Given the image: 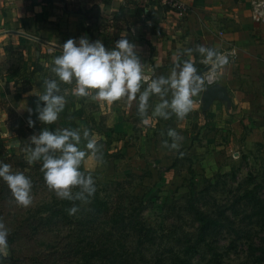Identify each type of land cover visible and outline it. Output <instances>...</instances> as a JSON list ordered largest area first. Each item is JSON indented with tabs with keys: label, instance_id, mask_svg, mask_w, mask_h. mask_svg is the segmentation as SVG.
Segmentation results:
<instances>
[{
	"label": "rangeland",
	"instance_id": "rangeland-1",
	"mask_svg": "<svg viewBox=\"0 0 264 264\" xmlns=\"http://www.w3.org/2000/svg\"><path fill=\"white\" fill-rule=\"evenodd\" d=\"M105 1L109 4L111 0ZM106 5L100 3V12L83 5L84 15L70 16L60 15L54 5L41 10L40 5L33 4L22 13L13 7L12 15L6 19H33L30 33L40 36V29H46L50 45L42 43L46 46L35 51L28 46L25 55L14 50L19 46L15 42L5 45L9 63L0 71V157L19 156L29 165L38 164L42 156L31 164L28 162L31 150L36 147L34 137L38 138L44 131L57 135L64 130L77 132L79 143L71 138L69 143L86 153L78 170L84 177L92 176L99 195L112 209L118 212L129 209L133 215H139L145 227L142 235L146 232L149 242L136 252L139 264H159L181 247L179 245L194 243L198 233L195 214L216 219L221 226L210 232L190 264H217L209 247L218 254V264H264V256L260 253L264 249L263 73H246L244 65L240 68L236 64L235 82L230 85L222 79L228 81L233 71L228 76L222 72L218 85L226 88L229 101H215L204 109L203 102H198L201 100L199 94L193 97V108L183 120L177 119L170 107L161 110L168 114L167 119L157 112L158 106L166 101L164 90L161 88L160 93L154 94L150 85L171 77L165 72L168 67L163 65L148 83L141 81L135 99L125 95L108 104L93 99L95 90H89L86 97H78L75 78L71 84L60 81L53 71L54 59L63 54L61 49L69 39L77 46L83 38L89 44L99 41L106 51H113L109 44H104L103 37L113 39L126 32L114 22H105L112 19L118 9L115 7L112 12L110 6L104 7ZM97 16H100L98 21L105 24L102 29L109 26L104 32L95 25ZM158 22L157 19H143L142 28L137 32L144 36L153 28L159 32ZM251 35L256 45H264L260 31H251ZM143 40L148 41L144 37ZM246 40H242L240 46L245 47ZM235 44L226 41L214 52L230 45L238 50L240 46ZM54 45L60 49L48 53L47 47ZM199 47L213 51L214 43L211 39L203 43L195 40L193 46L182 52L186 57L183 61H188L192 53L193 61L188 63H192L198 73L202 69L201 60L205 59ZM144 49L148 58L155 54L153 46L150 49L144 43ZM235 63L237 59L232 66ZM53 81L58 90L52 95L62 97L64 105L57 120L48 124L39 119L40 110L46 106L41 97L46 93L47 83ZM145 90L149 91V96L145 109L141 110L140 96ZM29 120L33 122L31 127ZM169 130H175L182 137L178 150L164 147L165 141L169 145L173 142ZM90 140L98 146L95 159L86 147ZM50 151L58 158L62 155L60 151ZM39 201L32 197L31 205ZM15 206L0 200V215H4L0 221L7 229L11 226L8 214L14 213ZM19 209L25 214L24 209ZM103 228L107 231L109 226ZM66 233L67 230L63 231L57 242V256L45 258L42 252L56 245L50 237L30 246L23 240L17 241L12 245L14 254L22 258L21 264H46L42 259L50 261L47 264H82L84 259H69L66 254L69 252L72 256L70 248L61 249L69 246ZM135 239L131 236L130 250L137 248ZM10 249L8 246L7 252L0 256H10ZM58 254L68 260L60 262Z\"/></svg>",
	"mask_w": 264,
	"mask_h": 264
},
{
	"label": "clouds",
	"instance_id": "clouds-1",
	"mask_svg": "<svg viewBox=\"0 0 264 264\" xmlns=\"http://www.w3.org/2000/svg\"><path fill=\"white\" fill-rule=\"evenodd\" d=\"M132 47L127 40L122 39L117 42V50L108 52L99 41L89 44L88 40L83 38L77 46L73 39H69L63 44V54L54 59L56 67L53 71L65 84H71L75 78L77 84L75 95L78 97H86L90 94L89 90H95L93 99L108 104L120 100L125 95L129 99H135L143 77L141 65L133 55ZM199 50L207 61L215 63L217 67L227 63L226 57L214 51L204 47H199ZM164 83L167 81L163 78L153 81L150 85L151 92L160 93L161 85ZM205 83L206 78L197 72L195 66L185 62L178 78L173 73L171 87L175 89V92L171 104L165 101L158 106L157 112L167 119L168 114L161 110L170 107L177 119L183 120L193 108V97L204 90ZM54 90H58L55 81L47 83L46 93L41 97L46 102V106L40 110L39 119L48 124L57 120L58 112L64 105L62 97L52 95ZM148 96V90L140 96L141 110L145 109ZM32 123L31 120L28 121L30 127ZM84 135L87 137L88 132L86 131ZM168 135L173 142L169 145L165 141L164 147L178 150L180 147L178 141H181L182 137L175 130H169ZM70 138L79 143L80 136L77 132L64 130L59 135L48 131L42 132L38 138H33L36 147L31 150L28 162L31 164L43 155L44 163L41 170L48 189L61 200H79L87 204L96 192L95 181L91 175L84 177L78 170L86 153L80 151L75 144L69 143ZM86 147L95 159L98 151L97 143L90 140ZM50 150L60 151L62 155L59 158H53L47 155ZM0 178L7 183L17 205L22 207L31 205V182L24 174L19 172L12 174L11 166L5 163L0 165ZM74 187L81 189L75 196L72 194ZM78 211L79 208L74 205L68 209V214L75 215ZM8 235V229L0 221V253L7 252Z\"/></svg>",
	"mask_w": 264,
	"mask_h": 264
},
{
	"label": "trees",
	"instance_id": "trees-1",
	"mask_svg": "<svg viewBox=\"0 0 264 264\" xmlns=\"http://www.w3.org/2000/svg\"><path fill=\"white\" fill-rule=\"evenodd\" d=\"M25 7H32V0H21ZM41 3L52 8L54 3L61 5L60 10L63 14H82L86 13L83 5H90L91 9L96 8L99 11L100 3L107 4L105 0H41ZM97 4V5H96ZM96 5V6H95ZM95 6V7H94ZM90 9V10H91ZM146 11L140 7L130 8L128 5L120 6L113 14L112 19H106L105 22H114L118 26L123 27L126 34L121 37L109 39L103 37L104 44H109L113 50H117L116 45L119 40H127L133 46L136 42L143 40V34L138 33L137 30L142 28L143 17ZM100 16L95 19V25L100 31L104 32L107 28L102 29L105 24L100 23ZM151 34L159 36L160 32L153 28ZM146 46L150 49L152 45L148 41H144ZM47 155L53 158H58L53 152L49 151ZM9 164L11 166L12 174L17 172L22 173L31 182V197L39 199L36 205L22 207L17 205L14 201L10 189L6 182L0 178V200L3 203L9 202L16 205L8 214L10 225L8 227V246H10L11 255L8 257L0 256V264H21L22 258L15 256L12 245L20 240L24 243L31 244L41 243L44 238H51L56 241V245H52L44 249V257L53 256L57 254V242L62 236V232L67 230L66 237L68 240V248H61L62 250H70L72 257L76 261L84 259L82 264H139L140 259L137 257L139 249L149 242L147 233L142 235V230L145 228L142 221L139 220V215H133L129 209L118 212L112 209L107 200L99 195L96 190L93 197L90 198V203L84 204L79 200L67 201L59 199L55 193L48 189L44 181V174L42 167L44 163L42 160L38 164L29 165L22 157L9 156L0 157V165ZM16 172H15V171ZM79 187L72 189L73 196L80 192ZM77 206L79 211L75 215H69L68 209ZM26 212L22 214L21 210ZM11 214H14L13 216ZM198 222V233L194 243H187L186 245H179L170 256L159 264H190L192 257L198 252L200 246L205 243L206 238L210 232L216 230L221 224L216 219L205 217L202 214H195ZM4 218V215H0ZM104 226H109L107 231H104ZM10 228V229H9ZM131 236L135 237L137 248L130 250ZM55 252V253H54ZM60 252V250H59ZM137 252V253H136ZM209 252L212 253L215 262L218 254L213 252L209 247ZM63 253V252H62ZM261 256H264V249L260 250ZM54 255V256H55ZM53 256V257H54ZM57 256V255H56ZM60 262L65 259L58 254L57 257ZM43 261V262H42ZM48 263L50 261H44ZM71 262V261H69ZM55 263V262H54ZM62 264H66L62 262Z\"/></svg>",
	"mask_w": 264,
	"mask_h": 264
},
{
	"label": "crops",
	"instance_id": "crops-1",
	"mask_svg": "<svg viewBox=\"0 0 264 264\" xmlns=\"http://www.w3.org/2000/svg\"><path fill=\"white\" fill-rule=\"evenodd\" d=\"M176 1L180 2L184 8L169 10L155 4L153 0H111L109 4L104 6L105 8L110 6L112 12L115 7L119 8L124 5H128L130 8L140 7L146 11L144 19L159 20V38L151 32L147 36L143 35L155 48V54L148 58L144 49V40L134 43L132 52L134 51L133 55L141 65L142 73H146L150 76V79L155 76L158 67L161 65L168 67L165 72L171 77L166 80L167 83L161 85V88L164 90V97L169 104H171L175 92V89L171 87L173 73L178 78L185 62L193 61L192 53H189L188 61H183L186 57L182 52L193 46L195 40H200L203 43V41L208 42V39H211L214 43V47H212L214 51L215 48L222 47L226 41L236 42L235 45L240 46L242 40L248 39L245 47L240 46L237 50V63L233 66L230 64L224 67L221 73L227 75L231 70L235 71L234 68L238 65L240 68L245 66L244 72L246 73L260 71L264 75V45H256L255 37L251 35V31H260L262 38H264V26H257L251 21V2L253 0ZM33 4L40 5L41 10L47 9V6L45 7L41 0H32V7ZM56 4L54 3V6L58 8V13L62 16L65 15L60 10L61 5ZM13 7L17 11H21H18L19 13H22L23 9L26 8L21 0H0V71H3V68L9 63L6 59L7 52L4 51L7 42H15L19 45L14 47V50L21 52L23 55L26 54L28 46L35 51L36 48L46 46L42 43L50 45V40L46 36L48 35L46 29H40V36L30 33V22L33 19H6L12 15ZM70 15L73 14L65 16ZM122 31L126 32L125 30ZM44 36H46L45 39ZM196 48H198L197 43ZM234 71L230 73V76L227 75L228 81L222 79L220 73L222 82H228L232 85L235 82ZM239 94L243 95L242 92H239Z\"/></svg>",
	"mask_w": 264,
	"mask_h": 264
},
{
	"label": "built area",
	"instance_id": "built-area-1",
	"mask_svg": "<svg viewBox=\"0 0 264 264\" xmlns=\"http://www.w3.org/2000/svg\"><path fill=\"white\" fill-rule=\"evenodd\" d=\"M155 4H158L161 7H165L169 10H181L184 7L181 5L180 2L176 0H153ZM251 21L253 24L257 26H264V0H253L251 2ZM57 49H60L58 46H50L47 47V52L52 53L56 51ZM63 50V49H62ZM216 53L222 55L223 57H226L227 63L224 64L221 67H217L215 63L209 62L206 59L201 60L202 63V69H206L201 73L206 78V83L204 86V90L208 87H211L213 85H217L220 81V73L221 70L230 65L232 62H234L237 57V49L233 46L227 47L221 51H215ZM142 81L144 82H149L150 81V76H148L146 73H142ZM203 90V91H204ZM200 92V99H201V94ZM201 103V100L198 101Z\"/></svg>",
	"mask_w": 264,
	"mask_h": 264
},
{
	"label": "water",
	"instance_id": "water-1",
	"mask_svg": "<svg viewBox=\"0 0 264 264\" xmlns=\"http://www.w3.org/2000/svg\"><path fill=\"white\" fill-rule=\"evenodd\" d=\"M205 70L206 69H203L199 72V74H201ZM215 100L226 102L229 101L226 89L222 86H219L218 84L206 88L201 94V101L204 104V109L208 108Z\"/></svg>",
	"mask_w": 264,
	"mask_h": 264
}]
</instances>
